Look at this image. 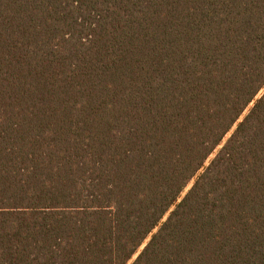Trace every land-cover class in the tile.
Returning a JSON list of instances; mask_svg holds the SVG:
<instances>
[{"label": "trees", "instance_id": "obj_1", "mask_svg": "<svg viewBox=\"0 0 264 264\" xmlns=\"http://www.w3.org/2000/svg\"><path fill=\"white\" fill-rule=\"evenodd\" d=\"M83 3L0 0V264H264V0Z\"/></svg>", "mask_w": 264, "mask_h": 264}, {"label": "snow or ice", "instance_id": "obj_2", "mask_svg": "<svg viewBox=\"0 0 264 264\" xmlns=\"http://www.w3.org/2000/svg\"><path fill=\"white\" fill-rule=\"evenodd\" d=\"M89 4V0H84V3L82 5H80L81 7H87ZM97 6H103V5H97ZM71 7L75 8L77 7V4H72ZM67 22V26L61 25L62 28H64L66 31H69L70 34L76 32L79 28L85 27V25H81L79 20L76 21V25L74 26L72 21H66ZM92 28H96V24H92L91 25ZM100 35H97L96 33H94L92 36H89L88 39V43H81L80 41H77L75 39V37L71 40V41H67V38L64 37V39L67 41V43L75 45L76 47H80L83 50L85 49H90L95 43L96 40L99 39ZM95 38V39H94ZM83 44V47H81V45Z\"/></svg>", "mask_w": 264, "mask_h": 264}, {"label": "rangeland", "instance_id": "obj_3", "mask_svg": "<svg viewBox=\"0 0 264 264\" xmlns=\"http://www.w3.org/2000/svg\"><path fill=\"white\" fill-rule=\"evenodd\" d=\"M261 94H262V93H260L259 96H261ZM259 96H258V97H259ZM246 113H247V111L244 113V115H245ZM242 118H243V117H242ZM228 137H229V135H228ZM190 187H191V184H190L189 187L186 189V191L184 192V194L188 191V189H189ZM184 194H183V195H184Z\"/></svg>", "mask_w": 264, "mask_h": 264}]
</instances>
